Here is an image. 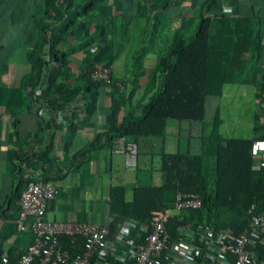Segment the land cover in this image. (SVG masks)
I'll use <instances>...</instances> for the list:
<instances>
[{
    "label": "trees",
    "instance_id": "1",
    "mask_svg": "<svg viewBox=\"0 0 264 264\" xmlns=\"http://www.w3.org/2000/svg\"><path fill=\"white\" fill-rule=\"evenodd\" d=\"M105 1L0 0V22L5 21L4 16L8 20V26L0 31V48L11 37H14L13 44H28L31 48L27 56L31 71L21 81L31 111L37 118L43 109L61 113L75 130L77 111L71 108L72 99L88 94L87 114L90 115L102 85L91 78V66L106 62L113 67L126 52L124 79H118L119 83L114 78L112 84L108 143L115 138L137 142L142 136H163L170 119L200 122L204 126L200 155L165 154L163 186L136 189L135 200L142 203L144 220L150 204L162 209L173 208L179 192L198 194L202 199L201 208L183 211L185 220L180 225L166 224L172 241L182 239L179 228L190 225L206 227L215 233L227 231L239 235L248 227L250 210L264 211V160L252 156L251 147L256 139H227L221 135L223 121L219 109L211 123L206 122L207 100L222 96L226 84L255 83L264 39L263 21L259 17L231 16L222 9L213 11L214 4L220 0H205L200 15L175 13L183 0H137L141 8L137 6L135 14L130 11L134 0H120L129 6L122 14L106 18L112 27V44L99 54L87 57L80 74L84 88L66 95L64 83L75 75L65 72L64 67L77 52L76 38L81 34L90 35L91 20ZM205 10L209 14L204 15ZM177 18L180 23L173 28V20ZM23 23L28 28L17 41L16 28ZM95 27L100 35L104 34V25ZM150 53L158 54V60L148 74L144 63ZM145 77L148 81L143 95L135 103ZM26 156L20 160L29 168L33 162ZM23 172L13 194L17 199L26 181ZM48 173L44 170L40 180L50 181ZM122 223L121 218L114 219L109 226V239H116ZM151 230L148 223L142 236ZM60 243L74 254L83 249L84 238L63 235ZM4 251L8 253V260L0 264H20L22 252L5 249L1 244L0 253ZM258 252L264 254V249L261 247Z\"/></svg>",
    "mask_w": 264,
    "mask_h": 264
},
{
    "label": "crops",
    "instance_id": "2",
    "mask_svg": "<svg viewBox=\"0 0 264 264\" xmlns=\"http://www.w3.org/2000/svg\"><path fill=\"white\" fill-rule=\"evenodd\" d=\"M204 2L205 0H183L182 10L177 13L193 15L196 12L200 15ZM133 5L130 11L135 14L140 5L137 0L133 1ZM127 6H129L127 2L106 0L91 20L90 35L81 34L76 38L77 52L71 56L69 64L64 67L65 72L75 75L70 81L64 83L66 95L84 88L80 74L87 57L99 54L113 42L111 23L106 21V18L122 14ZM217 9H222L231 16L259 17L263 21L264 33V0H220L214 4L213 11ZM170 12L173 15V11ZM204 12V15L209 14L206 10ZM4 19L5 21L0 22V31L8 26L7 17L4 16ZM179 23L178 18L173 20V28ZM96 24L104 25V34L100 35L96 31ZM13 41L14 37H11L3 48H0V238L2 247L15 248L22 252L33 241L30 230L19 233L14 222L17 216L18 199L14 198L13 194L22 170L25 179L38 180L42 178L44 170H47L48 176L55 182L58 195L47 207L49 221L85 222L110 226L114 219L121 218L123 223L134 225L131 239H139L145 234L148 223L163 220L166 224H182L185 220L183 211L174 207L162 209L156 204L148 206L146 220H144L142 203L135 200V191L138 188L163 186L162 169L165 154L200 155L203 124L170 119L166 123L163 136L139 138L136 142L138 153L135 157L114 152L115 139L111 143L106 140L111 122L113 87L101 85L98 88L95 109L90 115L87 114L88 94L78 100L72 99L71 108L77 111L75 130L66 123L61 113L43 109L40 112L41 117L37 118L31 111L30 101L21 87L22 79L31 71L27 59L31 48L28 44H13ZM157 60L156 53L146 56L144 65L148 74L155 68ZM125 61L126 52H123L113 66L116 81L124 79ZM147 81V77L141 80L142 88L134 98L135 103L141 99ZM263 85L264 39L255 83L226 84L222 96L210 97L207 100L206 122L211 123L218 109L223 121L220 106L223 97L232 100L254 95L261 104H264ZM147 100L148 98L145 102ZM256 112L251 138L241 139H264V107H258ZM122 117L123 114L120 119ZM222 127L223 123L220 127L221 135ZM45 152H47L46 157L41 158ZM24 155L32 159L33 164L29 168H25L26 164L20 160V157ZM209 230L211 229L190 225L187 234L188 239H193L192 246L201 243L200 239H204L203 234ZM110 240L112 242L108 257L99 259V262L128 264L131 247L126 242L121 244L117 243L116 239Z\"/></svg>",
    "mask_w": 264,
    "mask_h": 264
},
{
    "label": "built area",
    "instance_id": "3",
    "mask_svg": "<svg viewBox=\"0 0 264 264\" xmlns=\"http://www.w3.org/2000/svg\"><path fill=\"white\" fill-rule=\"evenodd\" d=\"M90 70L94 81L112 87L114 71L111 65L106 62L95 64ZM113 151L135 157L138 146L136 142L115 138ZM251 153L254 158L264 160V139L253 142ZM25 180L14 222L19 233L29 229L33 241L22 251L20 264H101L99 259L108 257L112 242L109 239L110 227L96 223L49 221L47 207L58 195L55 182L30 178ZM201 207L202 199L198 194H177L174 204L177 210L187 211ZM249 213L251 216L248 227L239 235L209 230L203 234L201 243L194 246L193 239H188L190 227H180L183 238L173 242L163 220L152 223L151 232L139 239H131L134 225L122 223L115 241L121 244L126 242L131 247L128 264H162L163 260L166 264H264V254L258 252L261 247L264 249V211L255 213L250 210ZM63 235L83 237V249L74 254L64 249L60 243ZM7 260L8 253H0V263H6Z\"/></svg>",
    "mask_w": 264,
    "mask_h": 264
},
{
    "label": "rangeland",
    "instance_id": "4",
    "mask_svg": "<svg viewBox=\"0 0 264 264\" xmlns=\"http://www.w3.org/2000/svg\"><path fill=\"white\" fill-rule=\"evenodd\" d=\"M181 10L180 8L174 12L176 13ZM26 28H28L26 23L17 25L15 35L17 41L19 37L24 35L23 30ZM22 41L24 40L22 39ZM221 100L220 106L223 118L222 135L225 138H251L254 131V116L257 113L258 107H264V104H261L254 95L251 97L233 98L232 100L223 97Z\"/></svg>",
    "mask_w": 264,
    "mask_h": 264
}]
</instances>
